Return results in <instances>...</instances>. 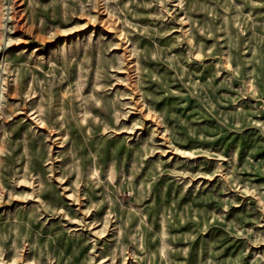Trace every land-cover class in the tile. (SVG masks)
I'll list each match as a JSON object with an SVG mask.
<instances>
[{"label": "rangeland", "instance_id": "374dc122", "mask_svg": "<svg viewBox=\"0 0 264 264\" xmlns=\"http://www.w3.org/2000/svg\"><path fill=\"white\" fill-rule=\"evenodd\" d=\"M0 264H264V0H0Z\"/></svg>", "mask_w": 264, "mask_h": 264}]
</instances>
